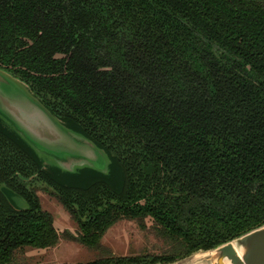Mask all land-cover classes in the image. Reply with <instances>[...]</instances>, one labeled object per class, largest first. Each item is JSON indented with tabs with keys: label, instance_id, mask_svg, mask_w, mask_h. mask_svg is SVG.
Instances as JSON below:
<instances>
[{
	"label": "trees",
	"instance_id": "16d2710c",
	"mask_svg": "<svg viewBox=\"0 0 264 264\" xmlns=\"http://www.w3.org/2000/svg\"><path fill=\"white\" fill-rule=\"evenodd\" d=\"M0 69L110 160L107 175L45 169L0 123V264L166 263L264 223V0H0ZM33 182L75 235L55 229ZM119 220L153 251L103 246ZM61 239L92 256L26 254Z\"/></svg>",
	"mask_w": 264,
	"mask_h": 264
},
{
	"label": "water",
	"instance_id": "95a60500",
	"mask_svg": "<svg viewBox=\"0 0 264 264\" xmlns=\"http://www.w3.org/2000/svg\"><path fill=\"white\" fill-rule=\"evenodd\" d=\"M1 70L0 123L30 148L43 168H55L69 174L82 169L108 174L110 160L102 149L61 123L26 85ZM207 251H211L209 264H225V261L229 264H264V223L230 241L198 252ZM195 253L154 264H188Z\"/></svg>",
	"mask_w": 264,
	"mask_h": 264
},
{
	"label": "rangeland",
	"instance_id": "374dc122",
	"mask_svg": "<svg viewBox=\"0 0 264 264\" xmlns=\"http://www.w3.org/2000/svg\"><path fill=\"white\" fill-rule=\"evenodd\" d=\"M1 71L5 72L4 70ZM32 185L40 207L51 214L55 229L59 232L67 229L75 235V223L64 211L57 199L49 193L50 190L45 189L40 182H33ZM6 197L17 209L27 207L23 198L13 191L6 193ZM100 243L114 255L129 256L138 255L144 251L152 252V244H155V240L152 239L149 233H145L136 227L134 222L119 220L106 229L100 238ZM26 254L31 256V261L45 263L74 262L89 258L92 256V251L76 242L61 239L53 247L43 250H28Z\"/></svg>",
	"mask_w": 264,
	"mask_h": 264
},
{
	"label": "bare ground",
	"instance_id": "6f19581e",
	"mask_svg": "<svg viewBox=\"0 0 264 264\" xmlns=\"http://www.w3.org/2000/svg\"><path fill=\"white\" fill-rule=\"evenodd\" d=\"M211 251L207 252H197L190 257L188 264H209V257L211 256ZM225 264H229L225 261Z\"/></svg>",
	"mask_w": 264,
	"mask_h": 264
},
{
	"label": "crops",
	"instance_id": "0c3cea01",
	"mask_svg": "<svg viewBox=\"0 0 264 264\" xmlns=\"http://www.w3.org/2000/svg\"><path fill=\"white\" fill-rule=\"evenodd\" d=\"M54 225V224H53ZM55 227V226H54Z\"/></svg>",
	"mask_w": 264,
	"mask_h": 264
}]
</instances>
